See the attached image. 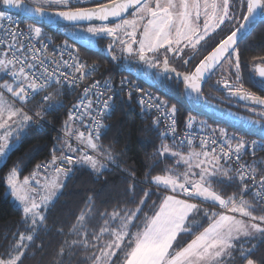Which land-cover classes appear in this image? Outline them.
I'll return each instance as SVG.
<instances>
[{
	"label": "snow or ice",
	"instance_id": "snow-or-ice-1",
	"mask_svg": "<svg viewBox=\"0 0 264 264\" xmlns=\"http://www.w3.org/2000/svg\"><path fill=\"white\" fill-rule=\"evenodd\" d=\"M0 6L49 23L63 21L77 33L90 34V44L93 38L110 37L107 51L112 60L135 59L155 69L154 78L174 76L197 102L207 100L202 85L222 73L215 86L229 97L260 106L249 108L255 116L246 119L264 133V96L245 87L241 67L243 43L264 24V0H0ZM44 36L38 26L19 29L12 15L0 10V158L28 131L39 130L46 115L64 106L55 96L66 89L75 92L98 71V65H89L68 41L50 49ZM254 59L260 62L253 65L260 79L252 82L264 89V56ZM174 61L192 70L180 71ZM134 92L140 94L142 111L158 113L153 130L161 140L151 156L155 163L142 180L134 171L121 169L119 156L101 142L116 95L131 101ZM33 103L35 108L26 111ZM177 112L176 105L127 79L120 80L119 88L109 80L83 87L63 121V138H57L62 147H54L51 159L37 164L23 180L17 167L7 175L28 234L13 237L0 264H24L77 165L96 180L105 171L119 169L127 187L122 202L111 211L96 209L94 198L88 197L70 233L74 238L65 240L57 253L60 264H71V258L78 264H264V257L255 258L264 244V157L251 163L244 159L264 152V136L249 141L192 116L187 131L177 135ZM77 122L87 131L75 130L79 144L73 147L69 137ZM194 125L197 135L192 134ZM167 157L172 158L171 166ZM158 165H164L163 174L153 175ZM93 220L98 224L89 230ZM66 250L71 253L67 262Z\"/></svg>",
	"mask_w": 264,
	"mask_h": 264
},
{
	"label": "trees",
	"instance_id": "trees-1",
	"mask_svg": "<svg viewBox=\"0 0 264 264\" xmlns=\"http://www.w3.org/2000/svg\"><path fill=\"white\" fill-rule=\"evenodd\" d=\"M0 10H4L2 6H0ZM24 20L25 23L30 25H41L45 29V36L60 41L69 39V34L59 27H47L43 23ZM73 44L77 46L85 59L98 61L102 64L103 75L131 76L133 79L141 80L139 76L137 77L128 70L118 66L103 50L91 48L81 41H75ZM241 51V67L245 83L248 86H253L252 78L248 71L251 70L255 62H258L254 58L264 56V24L259 25L252 35L247 38L241 47ZM143 82L166 97L170 105H176L178 109L177 115L181 123H186L189 116L203 117L190 109L184 96L177 97L163 88L154 86L146 81ZM215 91H218V88H215L214 83L210 81L205 85L204 95L212 101L228 105L221 99L214 97ZM71 100L74 99H65V105L62 108H59L53 114L47 115L57 127L63 126ZM154 118L153 113L141 110V106L135 96L129 101L123 94L116 95L112 114L110 118L106 119L108 127L104 130V135L101 137L103 145L111 146L119 156L118 163L120 168L134 171L136 178L141 180L144 178L148 167L155 163L151 156L155 148L161 143L157 133L153 130ZM206 119L213 126L219 125L232 129L210 118ZM159 127L161 128V126ZM58 137L61 138L55 129H49L44 132L38 130L28 131L16 143L15 147L8 152L0 164V255H3L12 243L14 236L18 239L19 233L25 232V234H28L22 221V207L7 193V175L13 167H17L21 178L30 176L37 164L51 159L54 147H62L57 139ZM167 143L171 145L172 142L168 141ZM59 154V151L55 153L56 156ZM247 157L251 162L253 159L259 160L264 157V152H258L255 158L250 154ZM166 159L168 165L171 166L172 158L167 157ZM163 167L164 165H158L153 170V175L163 174L161 172ZM109 168L112 169L113 166L109 165ZM126 180L127 177L119 169L105 171L103 177L96 180L89 171L79 165L75 166V174L66 181V187L62 190L55 208L47 214V226L39 231L35 243L30 246V251L27 253L28 258L24 259V264H60V257H58L57 253L65 240L70 241L74 238L70 233L73 225L77 223L80 212L85 208L88 197L92 196L94 198L96 209L111 211L118 203L122 202V194L127 187ZM232 191L231 187L226 189L228 195H231ZM247 198L251 200L250 196ZM152 199H156V197L153 196ZM129 207H132V205H129ZM97 224L98 221L93 220L88 222L87 226L89 230H93ZM60 229L68 235H61ZM40 245L43 246L42 250L39 247ZM80 256L82 257L83 253ZM70 257L71 253L66 250L64 260L67 262ZM260 257H264V244L259 246L255 255V258ZM71 264H78L77 259L71 258ZM236 264H239V261Z\"/></svg>",
	"mask_w": 264,
	"mask_h": 264
},
{
	"label": "built area",
	"instance_id": "built-area-1",
	"mask_svg": "<svg viewBox=\"0 0 264 264\" xmlns=\"http://www.w3.org/2000/svg\"><path fill=\"white\" fill-rule=\"evenodd\" d=\"M9 14H11L14 18V20L17 22L18 24V27L19 29L21 30H27V28L29 26H33V25H30L28 23H25V20L23 17L17 15V14H14L12 12H8ZM44 39H45V42L46 43H49L50 45V49L52 47V45L54 44L56 47H59L61 44H63V40L60 41V40H57V39H54L52 37H49V36H44ZM69 43V42H68ZM71 44L75 49H78L77 46L75 44H72V43H69ZM39 46V44L37 45ZM79 54L80 56L86 60L89 65L95 63L98 65V71L96 72V74L91 77V78H88L86 79L84 82L81 83L80 87L75 91L73 92L71 89H66L64 94L63 95H60V96H55L54 98L57 99L58 101L62 102L63 105H65V99H74V100H71V102L69 103V106H68V110H67V113L68 111L71 109L72 105L74 103L77 102V100L79 99L80 95L82 94V91H83V87L91 84L94 80H109L110 83L113 84L114 87L116 88H119L120 87V80L121 79H127V80H130L132 82V85H135V86H139L141 89L144 90L145 93H151L153 96H158L160 97L161 99L163 100H166L168 103L169 101L167 100L166 97H164L163 95H161L159 92H156L153 88H151L150 86H147L142 80H137V79H133L131 76H107V75H103V69H102V64L98 61H88L87 59H85L82 54L80 53L79 51ZM103 90V89H101ZM43 94H41V96H37L36 97V102L38 103L41 99ZM118 95H121V94H118ZM135 98L137 99V101H139V98H140V94L139 93H135L134 92V95ZM170 104V103H169ZM35 108V103L33 104H29L28 107L25 109L26 111L29 110V109H33ZM147 112H150V113H153L154 116L156 117L158 115V113L153 109V110H145ZM31 114V113H30ZM195 118V117H194ZM68 119V115L66 117V120ZM162 123H161V129L163 130L165 125H164V118L163 117H160ZM197 120V118H195ZM199 121V120H197ZM42 127L38 130L40 132H44V131H47L49 129H55L57 130V132L59 133V135L61 136V138H63V126L62 127H57L48 117L47 115L45 116L44 120L42 121ZM186 123H181L180 122V119L177 115V135H183L187 129L185 127ZM215 128H222V129H225L228 131L229 135H236L238 137H243L244 139L246 140H259L258 138H255V137H252V136H249L245 133H242L241 131H238V130H235V129H228L226 127H223V126H214ZM76 129H79L80 131H87V129L85 127H83L81 124H79L78 122L74 124V128H73V136L69 137V142L72 144L73 147H77V145L79 144V142L75 139V130ZM192 134L193 135H197L198 134V126L194 125L193 126V129H192ZM200 134H203V133H200ZM167 142H172V138L171 137H167L166 138ZM83 147V146H81ZM90 154H92L91 150L89 149L88 150ZM66 154H72V155H75V153H66ZM61 156V153L58 155V157ZM245 161L248 162V163H251V160L246 156L245 158ZM220 211H222L221 209L219 208H216Z\"/></svg>",
	"mask_w": 264,
	"mask_h": 264
},
{
	"label": "water",
	"instance_id": "water-1",
	"mask_svg": "<svg viewBox=\"0 0 264 264\" xmlns=\"http://www.w3.org/2000/svg\"><path fill=\"white\" fill-rule=\"evenodd\" d=\"M2 8L6 11H9V12H12L14 14L21 16L26 20L43 23L47 27H65L64 26L65 22H63V21H61L60 24L49 23L46 20H43V21L40 20L39 17H36V16L20 14V13L16 12V10H14V9H7L6 7H3V6H2ZM66 33L68 34V32H66ZM257 65L259 66L260 63ZM255 70L257 73V78L260 79L258 76V67L255 68ZM139 78L141 80L145 81L144 73H140ZM205 85H202L203 91H204ZM183 93H184V97L188 103V106L190 107V109L193 112H195V113H197L203 117L210 118L211 120H214L220 124L226 125L232 129L241 131V132H243L249 136H252V137H255L258 139H261L262 136H264V133L261 132V128L259 125L250 124V122L246 119V117L253 116V115L239 111V110H237L233 107H230L228 105L212 101L208 98L206 101H199V102L194 101L185 92L184 84H183ZM237 100L239 103L246 105V106H249V107H260L258 105H252L250 103L246 104L245 101L239 100L238 98H237Z\"/></svg>",
	"mask_w": 264,
	"mask_h": 264
},
{
	"label": "flooded vegetation",
	"instance_id": "flooded-vegetation-1",
	"mask_svg": "<svg viewBox=\"0 0 264 264\" xmlns=\"http://www.w3.org/2000/svg\"><path fill=\"white\" fill-rule=\"evenodd\" d=\"M105 2H107V0H105ZM87 6L92 7L93 5L89 4ZM59 28L61 30L63 28L70 30L72 27L69 26V27H59ZM110 39H111L110 37H97V38H93V42L90 44L89 43V38L85 36L81 40V42L85 43L87 46H89L91 48L103 50L104 52H106L109 55V53L107 51V44L110 42ZM113 61L119 66L118 61H116V60H113ZM259 63H260L259 61L255 62V65H257ZM135 64H136V66L138 68H140L142 70L141 73H144L146 82H148V83H150V84H152L154 86H157L159 88H163L167 92H169L170 94L176 95L177 97L184 96L183 84L176 77L169 76L167 79H164V78H161V77H155L154 78L153 74L156 72L155 69H149L146 66H144L142 63L138 64L136 62ZM253 65L251 67V70L248 71V73L250 74V76L252 78V81L253 80H259L257 78V73H256V70L253 68ZM173 66H177L178 70H180V71H191L192 70L191 67H189V68L181 67L179 65L178 61H174L173 62ZM221 75H222V73H217V75L213 77L212 82L214 83V86H215V81L217 79H219ZM252 85L253 86H248L245 83V87L248 88L250 91L255 92L257 95L264 96L263 95L264 94V89L260 88L257 85H254L253 82H252ZM215 88H218V91L214 92V94H213L214 97H217L218 99H221L223 102H225L229 106H231V107H233V108H235V109H237L239 111H242V112H245L247 114L255 116L254 113L248 111V109L252 108V107H249V106H246V105H243V104L239 103L237 98H235V97H229L227 92L221 86H215ZM256 108L259 109V107H256Z\"/></svg>",
	"mask_w": 264,
	"mask_h": 264
},
{
	"label": "rangeland",
	"instance_id": "rangeland-1",
	"mask_svg": "<svg viewBox=\"0 0 264 264\" xmlns=\"http://www.w3.org/2000/svg\"><path fill=\"white\" fill-rule=\"evenodd\" d=\"M34 26H38V27H41L42 28V30H43V32L45 33V29H43V27L41 26V25H38V24H35ZM63 31H67L68 32V34H69V39H66V41H68L69 43H75V41H81L85 36L86 37H88L89 38V36H90V34H87V33H77L73 28H71L70 30H68V29H62ZM117 56H120L121 54L119 53V52H116L115 53ZM116 61H118V64H119V66L120 67H122L123 69H126V70H128L129 72H131V74H133V75H136L137 77H138V75L141 73V69L140 68H138L137 66H136V61H135V59H131V60H129V59H124V58H122V59H119V60H116ZM132 75V76H133ZM194 117L195 118H197V120H199V121H204V122H206L207 123V125H209V126H211L212 128H215L213 125H211V124H209L208 123V121H207V119H206V117H201V118H198L196 115H194ZM219 126V125H218ZM58 157V156H57ZM5 157H3V158H0V160H2V159H4ZM49 161V160H48ZM19 179L20 180H23V178H21L20 176H19ZM7 187H8V190H7V193L12 197V199L13 200H15L19 205H20V203L12 196V194H11V189H10V186L8 185V183H7ZM21 206V205H20Z\"/></svg>",
	"mask_w": 264,
	"mask_h": 264
},
{
	"label": "crops",
	"instance_id": "crops-1",
	"mask_svg": "<svg viewBox=\"0 0 264 264\" xmlns=\"http://www.w3.org/2000/svg\"><path fill=\"white\" fill-rule=\"evenodd\" d=\"M3 160H4V159L0 160V164L3 162ZM225 198H226V197H225ZM215 210H218V209H215ZM218 211H220V210H218Z\"/></svg>",
	"mask_w": 264,
	"mask_h": 264
}]
</instances>
